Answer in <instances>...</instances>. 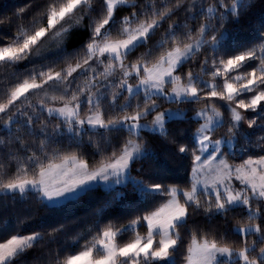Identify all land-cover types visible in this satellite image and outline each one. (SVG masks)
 Masks as SVG:
<instances>
[{
	"label": "snow or ice",
	"instance_id": "obj_1",
	"mask_svg": "<svg viewBox=\"0 0 264 264\" xmlns=\"http://www.w3.org/2000/svg\"><path fill=\"white\" fill-rule=\"evenodd\" d=\"M178 261L264 264V0L0 12V264Z\"/></svg>",
	"mask_w": 264,
	"mask_h": 264
},
{
	"label": "trees",
	"instance_id": "obj_2",
	"mask_svg": "<svg viewBox=\"0 0 264 264\" xmlns=\"http://www.w3.org/2000/svg\"><path fill=\"white\" fill-rule=\"evenodd\" d=\"M20 3V0H0V12L7 11ZM175 167V165H173ZM179 264V261H178Z\"/></svg>",
	"mask_w": 264,
	"mask_h": 264
}]
</instances>
